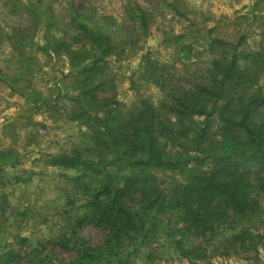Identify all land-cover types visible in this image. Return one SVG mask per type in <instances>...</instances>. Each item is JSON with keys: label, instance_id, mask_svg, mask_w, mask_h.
<instances>
[{"label": "rangeland", "instance_id": "374dc122", "mask_svg": "<svg viewBox=\"0 0 264 264\" xmlns=\"http://www.w3.org/2000/svg\"><path fill=\"white\" fill-rule=\"evenodd\" d=\"M216 25L224 39L245 35L240 63L249 62L248 52L264 57V0H0V255L11 252L0 264H30L33 248L47 264L103 249L107 230L87 215L89 201L117 167H85L99 155L90 151V127L72 116L71 97L94 86L109 99L102 110L117 102L157 106L163 93L147 80L148 65L170 69L185 87L204 81L224 53L211 41ZM170 34L182 38L173 43ZM97 35L122 48L123 60L111 55L91 70L92 60L74 65L72 51L102 49ZM258 85L264 91V71ZM257 199L249 216L202 228L185 224L177 210H154L118 248L119 260L102 264H264V192Z\"/></svg>", "mask_w": 264, "mask_h": 264}, {"label": "trees", "instance_id": "16d2710c", "mask_svg": "<svg viewBox=\"0 0 264 264\" xmlns=\"http://www.w3.org/2000/svg\"><path fill=\"white\" fill-rule=\"evenodd\" d=\"M220 27L210 29L215 36L211 41L223 46L224 53L213 58L204 81L185 87L170 69L148 65L147 80L163 93L157 106L147 101L139 107L117 102L115 108L102 110L100 105L109 99L93 92L94 86L71 97L72 116L90 127L95 147L90 151L99 155L98 160L85 161V167L101 164L118 169L103 174L101 191L89 201L87 215L107 230L103 249L85 247L60 264L119 260L118 248L144 228L154 210H177L185 224L202 228L232 215L243 219L257 208V197L264 192V91L258 85L264 57L260 51L248 52L243 59L249 62L240 63L245 35L224 39L218 34ZM170 35L173 43L182 38ZM97 37L102 49L88 55L72 51L74 65L92 60L87 68L91 70L102 68L111 55L123 60L122 48L113 47L105 36ZM57 160L64 164L75 158ZM195 248L190 246L191 251ZM32 250L26 252L32 256L30 264H47Z\"/></svg>", "mask_w": 264, "mask_h": 264}]
</instances>
